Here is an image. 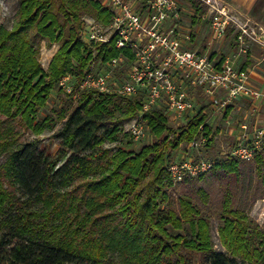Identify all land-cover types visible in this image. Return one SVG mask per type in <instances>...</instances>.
I'll return each instance as SVG.
<instances>
[{"label":"trees","instance_id":"trees-1","mask_svg":"<svg viewBox=\"0 0 264 264\" xmlns=\"http://www.w3.org/2000/svg\"><path fill=\"white\" fill-rule=\"evenodd\" d=\"M18 1L11 27L0 25V264H264V225L250 216L264 199V148L251 161L231 153L208 160V171L181 182L170 171L182 145L201 135L213 140L203 110L178 128L151 110L143 116L151 143L138 151L103 148L128 135L123 127L141 99L79 91L67 94L75 105L55 135V158L40 140L21 141L48 129L53 119L39 121L38 114L67 75L76 90L93 60L122 51L115 34L92 46L82 40L85 19L104 28L113 22L97 0ZM186 1L196 25L209 6ZM42 43L59 46L46 70ZM212 218L220 221L222 250L212 239Z\"/></svg>","mask_w":264,"mask_h":264},{"label":"built area","instance_id":"built-area-1","mask_svg":"<svg viewBox=\"0 0 264 264\" xmlns=\"http://www.w3.org/2000/svg\"><path fill=\"white\" fill-rule=\"evenodd\" d=\"M97 1L112 11L113 22L104 28L86 20L82 40L92 46L110 42L115 34V47L122 53L107 62L93 60L76 90L73 77L67 75L60 83L66 94L76 98L79 91L95 90L125 97L142 95L140 119L134 120L128 129L135 141L146 137L147 126L142 119L151 110L161 109L172 120L184 114L194 118L199 110L189 88L203 89L210 103L223 111L234 100L247 99L252 113L263 111V124L252 131L247 124L240 125L231 154L245 161L253 160L264 148V90L255 87L250 73L240 69L231 58L220 64L209 54L188 46L191 35L183 32L180 0ZM231 22L235 23L226 9L215 8L210 16L212 39L225 38ZM240 30L242 35H248L245 27ZM217 93L224 96L217 97ZM206 140L202 136L190 146L196 148ZM211 167V161L188 156L175 160L170 171L174 180L181 182L186 175L196 176Z\"/></svg>","mask_w":264,"mask_h":264},{"label":"rangeland","instance_id":"rangeland-1","mask_svg":"<svg viewBox=\"0 0 264 264\" xmlns=\"http://www.w3.org/2000/svg\"><path fill=\"white\" fill-rule=\"evenodd\" d=\"M205 3L208 4L210 7V4H212L215 8L222 9L225 6H222L219 4V0H203ZM182 12H183V18H182V26H183V32L189 33L191 35V41L195 40L196 31L195 28L198 24L204 23V27L201 31V35H204L208 31V38L211 36V26H210V17H205L201 22H199L196 25H192V19L191 16L193 14V10L191 9L190 5L187 3L186 0H180ZM19 8V1L18 0H2L0 2V25L3 24L7 27H11L14 16L16 15ZM213 9V10H214ZM227 13L230 15V18L234 20V18L231 15V12L228 11ZM92 21V19H85ZM233 22H231V25L233 26ZM230 25V26H231ZM210 26V31H209ZM232 28V27H231ZM234 31L233 29H231ZM195 31V32H194ZM259 32H261L259 30ZM235 32L230 34L229 36L232 38H235ZM202 38V37H201ZM214 42H217V46L219 45L218 39H212ZM188 46L190 47V45ZM41 48V55H40V62L43 66V68L46 70L48 68V65L55 54V52L58 50L59 46L57 44L53 45L51 48H48L45 43H42L40 45ZM126 71V70H124ZM61 85L57 86L54 91L50 94L49 99L47 100L46 105L40 109V112L38 114V120L43 121L45 118L50 117L52 118V123L49 124L48 129L45 131H42V133H35V132H26L22 138V142H28L32 140H40V146L42 149H44L48 154L52 155L54 158L57 155V152L60 148L61 140L57 138L55 135L59 130L62 129L64 122L68 115L70 114L72 107L75 105V101H70L67 94L61 89ZM191 90H195L193 93H196L195 96V103L197 106V110H207V123L210 125L212 129L213 134V140L209 143L208 138L205 142L197 146L196 148H192L190 144H184L182 145L175 153L173 161H181L183 157H191L194 159H201V160H214V159H222L226 158L228 154L232 152V150L235 148L236 145V134L238 133L240 129V125L247 124L250 131L254 130L255 128H258L262 126L263 124V117L261 110V115L259 117L252 113L251 110V103L249 100L244 98H238L233 101L231 105H229L228 108H231L227 116L225 117V111L216 109L212 103L209 101V97L204 96L202 89H193L189 88ZM192 93V92H191ZM217 97H223L224 93H217ZM139 99H141L142 95L137 96ZM238 106H240V109H238ZM62 109L64 110V118L58 117V114ZM141 110V109H140ZM140 110L138 111L137 115L128 123H126L123 127L124 132H128L127 136H123V133L120 135L119 142L115 143H106L103 145V148L113 147L116 145H126L134 151H138L143 145L151 143L154 140V137L152 133L149 131L147 127L146 137L139 141H135L132 139L129 128L130 124L134 122V120L140 119ZM57 111V112H56ZM159 111H162L161 109ZM166 114V112H164ZM190 114H184L183 116L172 120L169 118L170 124L178 128L180 126H183L188 121H190ZM144 119V118H143ZM143 123L146 125V121L143 120ZM147 126V125H146ZM236 132V133H235ZM202 136L206 137L205 135H201L198 137L201 138ZM128 141L130 143H128ZM20 196V195H19ZM251 218L255 219L260 225H264V199L259 200L254 205L251 213ZM220 221L217 218H212V226H211V235L213 242L215 244V248L218 250H222L223 247L220 244L219 236H218V227H219ZM1 236V233H0Z\"/></svg>","mask_w":264,"mask_h":264},{"label":"crops","instance_id":"crops-1","mask_svg":"<svg viewBox=\"0 0 264 264\" xmlns=\"http://www.w3.org/2000/svg\"><path fill=\"white\" fill-rule=\"evenodd\" d=\"M219 4L221 7L225 6L226 10L229 9L228 11L231 12L235 23L229 29H233V33L238 34L237 38L226 35L225 38L218 39L219 45L217 46V42L212 40V36L208 38V31L201 35L204 27L202 22L195 28L197 37L189 44L190 47L210 56L214 54L212 58L218 61L222 58H231L240 69L245 68V71L250 73L251 81L255 87L264 90V0H219ZM213 9L214 6L210 4L206 17L211 16ZM240 27H245L248 35H242ZM194 91L190 90V96L193 99L196 96V93H193ZM203 94L206 97L207 94L204 90ZM207 97L209 96L207 95ZM202 109L203 107L199 109V112ZM238 109H240V106H238ZM203 111L207 115L208 111ZM255 115L259 117L261 114Z\"/></svg>","mask_w":264,"mask_h":264}]
</instances>
